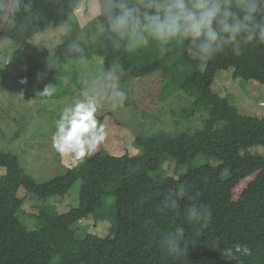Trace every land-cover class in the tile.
Segmentation results:
<instances>
[{
  "label": "trees",
  "instance_id": "16d2710c",
  "mask_svg": "<svg viewBox=\"0 0 264 264\" xmlns=\"http://www.w3.org/2000/svg\"><path fill=\"white\" fill-rule=\"evenodd\" d=\"M82 1L22 0L15 22L7 23L2 36L28 50L33 37L62 28L74 19ZM29 2L30 10L25 11L23 4ZM97 19L100 24L101 18ZM91 28L88 24L86 30ZM97 37L95 43L86 39L80 53L65 43L57 48V54L67 60H89L92 48L101 58L102 72L118 68L131 78L159 72L163 77L160 84H165L163 91L182 89L194 98V107L208 116L203 127L194 132L168 138L138 136L135 142L141 153L135 156L116 157L103 150L88 155L76 167L65 168L63 175L45 183L27 174L17 155L0 152V168L4 169L0 175V264H264V155L248 152L250 148H264V115H240L211 88L216 73L229 70L233 80L264 86V44L249 46L241 56L227 51L206 61L201 69L198 60L190 59L192 51L186 43L174 45L165 54L155 44L135 53H116L100 27ZM8 77L0 68L3 86ZM197 156H207L217 165L188 169L177 179L151 176L167 160L174 161L180 170ZM77 182L78 204L69 200L68 212L39 208L34 216L35 229H28L17 217L23 205L20 190L28 199L41 202L73 196L70 190ZM186 189L213 212L211 224L199 236L182 216L173 219L156 212L157 204L167 195L177 197L182 208L186 206ZM109 195L113 201L105 209L103 202ZM89 217L97 221L111 218L110 236L77 238L73 226ZM177 223H184L195 242L180 259L169 257L157 245L159 235ZM211 240H217L220 249L247 244L251 255L227 260Z\"/></svg>",
  "mask_w": 264,
  "mask_h": 264
},
{
  "label": "rangeland",
  "instance_id": "374dc122",
  "mask_svg": "<svg viewBox=\"0 0 264 264\" xmlns=\"http://www.w3.org/2000/svg\"><path fill=\"white\" fill-rule=\"evenodd\" d=\"M97 6L98 0H83L75 11L74 19H69L62 28L33 37L28 50L14 45L4 36L0 37V68L9 75L4 86L0 78V152L17 155L20 166L38 183L61 176L65 168L72 169L84 160L59 154L53 147L52 134L62 110L79 98L88 80L102 73L101 58L89 48L91 59L67 60L57 54V48L68 43L73 51L80 53L86 39L93 43L98 41L100 24ZM88 24L92 26L90 30H86ZM189 56L200 62L201 69L206 66V61L199 59L194 52H190ZM114 69L127 98L123 106H105L98 113L97 118L105 125L106 139L90 155L103 150L116 157L125 154L135 156L141 153L135 142L138 136L162 135L168 138L203 127L207 113L196 109L194 98L182 89L166 88L163 91L165 84H160L163 77L159 72L143 78H131L124 76L120 69ZM49 85L54 88L52 95H40ZM211 88L214 93L226 98L240 115H264V86L257 82L233 80L231 70L220 71L216 73ZM248 152L264 155V148L254 147ZM206 165L216 166L217 162L207 156H197L176 170L175 162L167 160L151 176L177 179L188 169ZM3 172L4 169L0 168V175ZM227 177L228 172L225 171L223 178ZM79 189L77 182L70 190L73 196L51 197L41 202L28 199L24 195L26 192L20 190L18 196L23 205L17 217L28 229H35L37 219L34 216L39 208L54 207L59 214L66 213L70 208L69 200L77 206ZM112 201L113 197L109 195L103 202L105 209H109ZM113 224L114 221L108 217L105 221L89 217L77 222L73 229L79 239L88 234L104 238L110 236Z\"/></svg>",
  "mask_w": 264,
  "mask_h": 264
},
{
  "label": "clouds",
  "instance_id": "9594fccd",
  "mask_svg": "<svg viewBox=\"0 0 264 264\" xmlns=\"http://www.w3.org/2000/svg\"><path fill=\"white\" fill-rule=\"evenodd\" d=\"M21 7L22 0H0V25L14 23ZM30 7V2L23 4L25 11ZM96 14L101 18L100 31L116 53H135L155 44L165 54L174 45L186 43L199 59L208 61L227 51L241 56L249 46L264 44V0H99ZM53 91L49 85L40 95L49 96ZM126 98L114 68L88 80L79 98L66 106L55 121V150L76 159L95 152L106 139L105 125L97 118L98 113L105 106H123ZM185 198L188 203L182 208L177 197L164 196L156 212L173 219L182 216L194 235L199 236L213 220L212 209L191 190H185ZM191 243H195L194 239L184 223L161 233L157 241L163 253L177 259L186 257ZM211 243L227 260L238 261L251 255L244 243L223 249L217 240Z\"/></svg>",
  "mask_w": 264,
  "mask_h": 264
},
{
  "label": "water",
  "instance_id": "95a60500",
  "mask_svg": "<svg viewBox=\"0 0 264 264\" xmlns=\"http://www.w3.org/2000/svg\"><path fill=\"white\" fill-rule=\"evenodd\" d=\"M6 26L7 24L0 25V37L3 35Z\"/></svg>",
  "mask_w": 264,
  "mask_h": 264
},
{
  "label": "built area",
  "instance_id": "2783aa9c",
  "mask_svg": "<svg viewBox=\"0 0 264 264\" xmlns=\"http://www.w3.org/2000/svg\"><path fill=\"white\" fill-rule=\"evenodd\" d=\"M8 64H9V62L7 61V62H6V65H8Z\"/></svg>",
  "mask_w": 264,
  "mask_h": 264
}]
</instances>
